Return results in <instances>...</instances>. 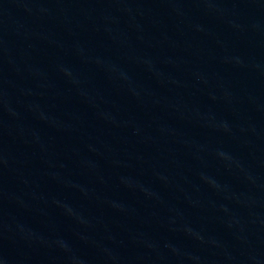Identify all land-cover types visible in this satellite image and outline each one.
<instances>
[{"label":"water","instance_id":"water-1","mask_svg":"<svg viewBox=\"0 0 264 264\" xmlns=\"http://www.w3.org/2000/svg\"><path fill=\"white\" fill-rule=\"evenodd\" d=\"M0 264H264V0H0Z\"/></svg>","mask_w":264,"mask_h":264}]
</instances>
